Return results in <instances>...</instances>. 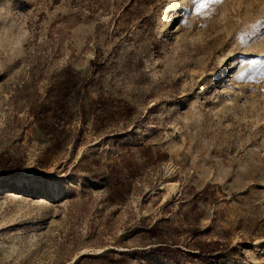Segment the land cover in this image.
I'll return each mask as SVG.
<instances>
[{"label":"rangeland","instance_id":"rangeland-1","mask_svg":"<svg viewBox=\"0 0 264 264\" xmlns=\"http://www.w3.org/2000/svg\"><path fill=\"white\" fill-rule=\"evenodd\" d=\"M0 264H264V0H0Z\"/></svg>","mask_w":264,"mask_h":264},{"label":"trees","instance_id":"trees-1","mask_svg":"<svg viewBox=\"0 0 264 264\" xmlns=\"http://www.w3.org/2000/svg\"><path fill=\"white\" fill-rule=\"evenodd\" d=\"M77 91L79 90L77 89L76 82L72 81L65 83L59 87L53 101L35 107V117L37 121L44 126L43 128L55 132L57 130L56 127L60 123L70 121L72 113L68 104L72 95L77 93ZM93 104L95 109L99 111L96 115L97 118H101V116L104 115L107 116L110 112H115L113 109H109L108 106L105 105L102 97L96 99ZM105 176L107 178L109 195L124 198V195L129 191V185L123 177V172L119 170L117 166L110 165ZM221 246L222 244L219 242L204 243L199 246V250L206 255H212L221 251ZM157 250L159 251L160 249H155L152 252H157Z\"/></svg>","mask_w":264,"mask_h":264},{"label":"bare ground","instance_id":"bare-ground-1","mask_svg":"<svg viewBox=\"0 0 264 264\" xmlns=\"http://www.w3.org/2000/svg\"><path fill=\"white\" fill-rule=\"evenodd\" d=\"M180 7L179 3L176 2L174 4H172L171 7H169L166 12L162 15V17L159 20V29L162 32H166L171 25V19L174 16V14L177 12V9ZM205 90H201L199 91V93H203ZM198 93V94H199ZM174 187V186H173Z\"/></svg>","mask_w":264,"mask_h":264},{"label":"snow or ice","instance_id":"snow-or-ice-1","mask_svg":"<svg viewBox=\"0 0 264 264\" xmlns=\"http://www.w3.org/2000/svg\"><path fill=\"white\" fill-rule=\"evenodd\" d=\"M219 2V0H217ZM193 3L195 4L196 11L199 13L202 9H205L208 4V0H193Z\"/></svg>","mask_w":264,"mask_h":264}]
</instances>
